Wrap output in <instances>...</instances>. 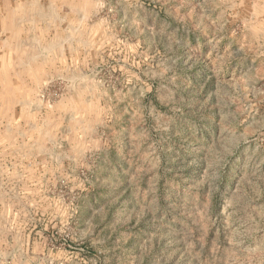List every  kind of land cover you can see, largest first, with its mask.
<instances>
[{
    "label": "rangeland",
    "instance_id": "obj_1",
    "mask_svg": "<svg viewBox=\"0 0 264 264\" xmlns=\"http://www.w3.org/2000/svg\"><path fill=\"white\" fill-rule=\"evenodd\" d=\"M190 1L19 0L40 42L0 45V54L30 58L12 86L0 73V264H264V122L231 125L224 115L220 125L198 124L199 109L184 102L190 94L159 93L180 106L152 111L118 91L136 84L135 72L153 73L157 87L187 83ZM237 1L239 38H264V0ZM200 14L192 20L201 23ZM9 66L0 57V68ZM216 95L229 103L247 94ZM85 134L111 139L105 163H95V146L75 149ZM118 135L130 151L119 153ZM220 145L215 188L214 158L196 151ZM136 156L199 170L206 187L192 178L189 189H171L166 179L157 198L126 208L115 175L95 170Z\"/></svg>",
    "mask_w": 264,
    "mask_h": 264
},
{
    "label": "crops",
    "instance_id": "obj_2",
    "mask_svg": "<svg viewBox=\"0 0 264 264\" xmlns=\"http://www.w3.org/2000/svg\"><path fill=\"white\" fill-rule=\"evenodd\" d=\"M190 1V0H189ZM189 4V3H188ZM190 23L187 26L188 32L185 35L187 46L186 68L183 70L187 83L182 85H166L157 87L156 76L152 73L149 78L142 72H135L136 84L132 88L118 89L119 93H134L136 99L140 101L145 99L147 106L152 110L163 109L170 104L175 107L180 104L168 102L164 104L159 93L167 95L190 94L189 100L186 95V104L191 103V108H198V124H206L207 121L214 125L223 123L224 115H228V123L236 124L241 119L243 124L256 125L264 122V38L238 36L237 24V0H192L190 1ZM233 7H236L235 9ZM230 11V14L228 13ZM200 14V22L196 23L197 13ZM203 21V23H202ZM40 29L38 22L31 19L30 5L20 4L19 0H0V45H26L40 42L38 34L32 35L30 31ZM201 32H200V30ZM198 31L194 34L193 31ZM56 43V42H55ZM258 46V47H256ZM259 52V53H258ZM11 63V67L0 68V73H5L6 83H10V78L18 82L20 77L26 72V64L22 61L30 59L21 57L15 53L0 54ZM174 78L179 75L173 73ZM29 79V77L27 78ZM13 83H10L12 86ZM9 85V84H8ZM15 87V86H14ZM231 87V88H229ZM223 92H245L246 101H230L224 103L217 98V93ZM137 94L139 95L137 98ZM185 105V104H183ZM166 106V107H165ZM184 107V106H182ZM225 109V111H224ZM246 110L245 116H240L239 111ZM209 114V116H207ZM238 114V117L236 116ZM232 115V116H231ZM234 115V116H233ZM231 117V120H230ZM214 142H221V133H212ZM203 134H201V137ZM109 137V136H108ZM119 143L117 148L119 153L130 151L131 146L127 143L125 136L118 135ZM203 138V137H202ZM96 141L94 144L91 143ZM137 141V140H136ZM138 142V143H137ZM137 152H142V142L138 140ZM111 139L104 135L95 136L85 134L79 138L76 150L78 153L91 152L90 146L96 147L95 163L100 165L105 163L100 160L101 154H107L112 149ZM198 157H206L209 152L213 159L210 173L214 181L215 188L222 187V160L223 153L220 147L212 150L199 148ZM104 156V155H103ZM106 157V156H105ZM142 160V159H141ZM136 156L135 162L123 161L117 166L108 164L105 170L96 168V174L100 177L104 174H113L118 180L119 198L121 204L126 208L129 205H138L140 201L146 202V199L157 198L159 188L169 179V187L189 189L192 181L201 182L198 189L206 187V176L191 175V168L187 166L146 164L141 162ZM161 163V162H160ZM206 170V167H205ZM108 175V176H109ZM114 179V178H113ZM167 181V183H168ZM177 184V185H175ZM180 188V189H181ZM89 197L88 194H86ZM101 197V195H98Z\"/></svg>",
    "mask_w": 264,
    "mask_h": 264
}]
</instances>
